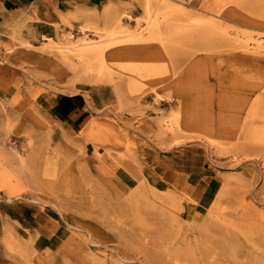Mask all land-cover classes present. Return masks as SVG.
<instances>
[{
    "label": "rangeland",
    "instance_id": "374dc122",
    "mask_svg": "<svg viewBox=\"0 0 264 264\" xmlns=\"http://www.w3.org/2000/svg\"><path fill=\"white\" fill-rule=\"evenodd\" d=\"M38 8L0 57V264H264V0Z\"/></svg>",
    "mask_w": 264,
    "mask_h": 264
},
{
    "label": "crops",
    "instance_id": "0c3cea01",
    "mask_svg": "<svg viewBox=\"0 0 264 264\" xmlns=\"http://www.w3.org/2000/svg\"><path fill=\"white\" fill-rule=\"evenodd\" d=\"M40 3L41 0H0V57L9 42L8 36L14 31L10 28L16 21L26 19L32 13H40L38 8ZM43 32L44 30H33L36 34ZM46 114L65 131L71 133L90 116V110L82 94L75 92L56 95ZM22 209L25 211L26 207ZM24 216L22 214L19 218L24 220Z\"/></svg>",
    "mask_w": 264,
    "mask_h": 264
},
{
    "label": "bare ground",
    "instance_id": "6f19581e",
    "mask_svg": "<svg viewBox=\"0 0 264 264\" xmlns=\"http://www.w3.org/2000/svg\"><path fill=\"white\" fill-rule=\"evenodd\" d=\"M150 19H151V17H150ZM151 21V20H150ZM151 23V22H150ZM153 23V22H152ZM156 24V23H155ZM151 25V24H150ZM153 26V25H152ZM154 27H155V25H154ZM153 27V28H154ZM152 28V29H153ZM156 28V27H155ZM154 28V29H155ZM115 31V30H114ZM113 30H112V34H110V32H109V30H108V32H109V34H110V38L108 37V39L110 40V39H112L111 38V35L112 36H115V35H117L118 34V32H117V34H113V32H114ZM117 31V30H116ZM116 31H115V33H116ZM119 31V30H118ZM102 32H104V31H102ZM120 32V31H119ZM105 33V32H104ZM103 34V33H102ZM101 35V34H100ZM104 35V34H103ZM106 35V37H107V34H105ZM104 35V36H105ZM100 38V37H99ZM107 39V38H106ZM101 40V39H100ZM98 42V41H97ZM110 42V41H109ZM118 42V41H117ZM87 44V43H86ZM85 44V45H86ZM99 45V43H96L95 45L94 44H91V45H94V46H90L89 44H87L88 45V47H86V48H83V50L80 52L81 53V55L79 56L78 55V57H77V60H76V62L75 63H71L69 66H70V69L72 70V71H75V72H77V71H79V70H81V71H83V72H85L86 70L88 71V67H89V65H91L90 67H89V69H91L92 67H93V69L97 72V75L100 77L101 75H102V72L104 71V66H105V64H106V61H105V50H104V48H105V46H106V44H104V46H96V45ZM103 44V43H102ZM101 44V45H102ZM84 46V45H83ZM90 46V47H89ZM85 47V46H84ZM61 59V58H60ZM74 61V60H73ZM66 63V62H65ZM80 68V69H79ZM58 69V68H57ZM92 69V70H93ZM74 74H77V73H74ZM80 75V74H79ZM78 76V75H77ZM72 77H74L73 75H72ZM71 78V77H70ZM87 78V77H86ZM87 124H90V123H87ZM87 124H86V126H87ZM91 126V125H90ZM88 128V127H87ZM87 128H83V130H82V134L83 135H85L86 136V134L88 133V129ZM82 135V136H83ZM20 176H22V175H20ZM166 196V195H165Z\"/></svg>",
    "mask_w": 264,
    "mask_h": 264
}]
</instances>
